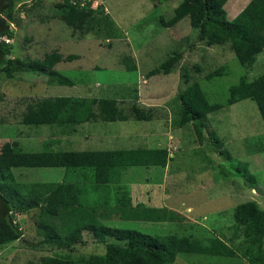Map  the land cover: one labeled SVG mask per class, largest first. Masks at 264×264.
<instances>
[{"label":"rangeland","instance_id":"374dc122","mask_svg":"<svg viewBox=\"0 0 264 264\" xmlns=\"http://www.w3.org/2000/svg\"><path fill=\"white\" fill-rule=\"evenodd\" d=\"M60 1L63 0H32L22 6L21 1L15 0V19L10 23L16 33L15 38H10L14 51L6 58H43L53 50L64 56L77 55L55 66L73 84L51 81L46 74L32 71L18 72L9 78L1 64L0 146L4 141L18 140L25 151L77 150L73 143L77 134L88 133L90 136L84 135V142H94L97 131L99 140L128 147L125 149H133L138 142L148 148L168 146L173 156L166 168L155 166L158 168H151L153 172L144 176L147 167H133V176L127 178L130 185L126 184L130 195L134 194V204L148 197L151 206L167 207L182 218L156 224L121 221L117 217L105 223L152 235H193L204 242L214 234L231 237L238 204L255 200L264 208V121L257 103L244 99L209 113L204 119L205 136L200 141L192 123L182 127L176 123L182 116L177 98L185 87L180 71L184 65L201 64L202 73L192 72V81L200 82L210 102L226 103L231 86L243 76L252 80L264 72V51L248 67L240 63L228 44L208 46L199 41L198 30L192 27L189 17L173 27L164 26L161 17L171 18L181 0H95L93 10L104 11L95 16L109 14L118 26L110 35L97 26L87 34L74 30L58 12L56 4ZM249 2L229 0V19H234ZM32 28L34 37L29 33ZM175 50L182 53L177 68L168 74L151 75L152 69ZM128 57L136 63V70H128ZM222 65H228V74L205 78L208 71ZM45 96L116 98L127 111L136 102L151 108L155 118L104 121L102 128L96 130L95 124L87 129L79 124L75 132L72 127L57 124H25L22 119L28 104ZM243 163L247 164L246 169L241 166ZM63 170L27 167L14 168L13 173L17 183L52 184L63 180ZM133 182L138 184L131 185ZM143 184L148 186L146 191ZM37 215V209L14 214L16 222L23 226L24 237L0 248V264H39L44 255L69 251L48 243L38 246L48 232L39 227ZM83 236L84 242L76 245L71 255L74 259L105 252V245L96 241L92 233L84 231ZM238 257L188 254L179 255L172 264H239L242 257ZM242 259L246 264V258Z\"/></svg>","mask_w":264,"mask_h":264},{"label":"trees","instance_id":"16d2710c","mask_svg":"<svg viewBox=\"0 0 264 264\" xmlns=\"http://www.w3.org/2000/svg\"><path fill=\"white\" fill-rule=\"evenodd\" d=\"M93 1L86 2L82 7L81 0H63L56 7L61 18L74 30L87 34L97 26L98 30L112 34L115 25L118 27L115 20L109 14L96 17L95 14L104 11L103 8L93 10ZM228 1L181 0L174 9V15L168 20L161 17V23L173 27L189 17L192 27L198 30L199 41L208 46L228 44L240 63L250 67L257 61L258 54L264 51V0H250L234 19L228 17ZM14 12L15 0H0V21L3 16H8V20L0 24V34L12 39L16 35L10 24L14 22ZM10 43L0 41V65L3 64L2 69L9 78L18 72L32 71L46 74L51 81L73 84L55 66L63 59L73 60L77 55L64 56L58 50H53L43 58H6L14 51ZM181 58L180 51H172L159 66L152 69L151 75L172 72ZM126 64L128 70L137 69L130 57L126 58ZM202 71L199 63L181 68L180 76L185 87L179 91L177 98L182 116L176 123L180 127L192 123L197 138L202 141L207 115L244 99H253L257 103L264 121V72L252 80L243 76L239 83L231 86L226 103H212L200 82L192 81V72L201 74ZM228 73V65H222L208 71L205 78L212 79ZM120 103L116 98L107 97L45 96L28 104L22 120L25 124H57L72 127L73 130L81 123L98 119L112 122L155 118L151 108L146 109L134 102L127 111ZM169 159L166 147L33 152L22 149L18 140L2 142L0 248L24 237L23 226L16 222L14 214L37 209L39 227H44L48 232L38 246L48 243L69 250L66 254L57 251L53 255H44L39 264H172L179 255L188 254L225 259L239 256L246 258V264H264V208L255 200L236 206L231 237L222 238L214 234L206 242L193 235H152L105 223L114 215H118L122 221L156 224L181 219L178 212L167 207H153L144 203L133 205L126 184L129 183L126 174L134 172L131 171L133 167H166ZM242 165L247 168V164ZM27 167L64 168L65 175L62 181L52 184L17 183L13 169ZM84 231L92 233L96 241L105 245L104 253L90 254L82 259L71 256L76 245L84 242ZM237 239L239 241L236 243ZM32 245L38 247L37 244ZM242 258L239 264H244Z\"/></svg>","mask_w":264,"mask_h":264},{"label":"crops","instance_id":"0c3cea01","mask_svg":"<svg viewBox=\"0 0 264 264\" xmlns=\"http://www.w3.org/2000/svg\"><path fill=\"white\" fill-rule=\"evenodd\" d=\"M21 1V2H20ZM30 1H32V0H19V4H21L22 6L24 5V4H27V3H29ZM10 2H12V1H10ZM8 20V16H3V20L2 21H7ZM1 21V22H2ZM46 20H40V22H45ZM42 27V26H41ZM29 33L31 34V37H34V35L36 34L35 33V29H30L29 30ZM106 122H109V121H106ZM103 123H104V121L103 120H99L98 122H96V121H93V122H85V123H81L82 125H84V127L87 129V126L88 125H91V124H95V126L93 127V130H96L97 128L98 129H100V128H102L101 126L103 125ZM73 132H75V128L73 129ZM97 133H98V131H97ZM96 133V134H97ZM96 134L94 135V137H95V140H94V142H91L90 140L88 141L87 140V142H84V135H86V136H90L88 133H85L83 136H81L82 135V133L81 134H77L78 135V137H76L75 138V140L73 139V143L75 144V146L77 147V150H82V149H86V150H120V149H125V148H128V147H124V146H121V147H116L115 145H112V143H111V141H109V143L111 144V145H108L107 143H105L102 139L101 140H99L98 139V137L99 136H96ZM81 136V139H79L78 140V138ZM85 136V137H86ZM107 141V140H106ZM81 145V146H80ZM135 147H133V148H142L143 146H140V144H139V142H138V144L137 145H134ZM166 148H168V150H169V156L171 157V156H173V151L171 150V148L170 147H168V146H165ZM146 148H148L147 146H146ZM149 148H160V147H149ZM132 149V148H131ZM169 162H170V159H169V161H168V164H167V166L169 165ZM166 166V167H167ZM165 167V168H166ZM152 169H155V168H158V167H151ZM151 168H146L144 171H146V175L144 174V176H148V172L149 171H151V172H153L152 171V169ZM65 170V169H64ZM63 170V171H64ZM154 174H156V171L154 172ZM164 175V174H163ZM126 176H133V175H129V174H126ZM126 176H125V178H126ZM137 176V175H136ZM160 176V175H159ZM164 176H166V175H164ZM135 184H138V182L137 183H131V185H135ZM128 185H130V183H128ZM142 187H143V190H145L146 191V189H148V186L147 185H145V184H143L142 185ZM136 190V189H135ZM143 190H140V191H143ZM148 191V190H147ZM147 195H148V193L147 192H145ZM132 195H134V194H131V198H132ZM169 200V199H168ZM113 203L115 202V200H113L112 201ZM138 203H144V204H146V205H148V206H151L150 205V203H151V199L149 198L148 199V197L145 199V200H143V202H138ZM138 203H136V204H138ZM132 204L133 205H136V204H134V201H133V199H132ZM153 206V205H152ZM153 207H159V206H153ZM119 218V216L118 215H114L113 216V220L115 219V218ZM122 221V220H121ZM137 222H145V221H137Z\"/></svg>","mask_w":264,"mask_h":264},{"label":"built area","instance_id":"2783aa9c","mask_svg":"<svg viewBox=\"0 0 264 264\" xmlns=\"http://www.w3.org/2000/svg\"><path fill=\"white\" fill-rule=\"evenodd\" d=\"M90 0H81V6L83 7L84 5H86V2H88ZM95 2V1H94ZM0 41H5L7 43L11 42V39L7 36V35H1L0 34Z\"/></svg>","mask_w":264,"mask_h":264},{"label":"clouds","instance_id":"9594fccd","mask_svg":"<svg viewBox=\"0 0 264 264\" xmlns=\"http://www.w3.org/2000/svg\"><path fill=\"white\" fill-rule=\"evenodd\" d=\"M95 1V0H94ZM94 1H93V3H94ZM93 3H92V5H93Z\"/></svg>","mask_w":264,"mask_h":264},{"label":"flooded vegetation","instance_id":"af4514ba","mask_svg":"<svg viewBox=\"0 0 264 264\" xmlns=\"http://www.w3.org/2000/svg\"><path fill=\"white\" fill-rule=\"evenodd\" d=\"M3 20V19H2ZM2 22L0 21V24H1Z\"/></svg>","mask_w":264,"mask_h":264}]
</instances>
